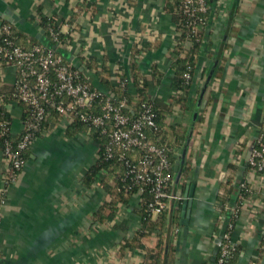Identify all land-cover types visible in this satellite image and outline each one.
<instances>
[{
    "label": "crops",
    "instance_id": "1",
    "mask_svg": "<svg viewBox=\"0 0 264 264\" xmlns=\"http://www.w3.org/2000/svg\"><path fill=\"white\" fill-rule=\"evenodd\" d=\"M81 3L89 6L78 12ZM207 3L204 41L186 94L188 108H175L166 120L169 126H181L184 135L172 156L176 191L185 198L192 194L188 223H181L184 204L178 214L174 263L214 264L219 238L232 224L239 245L232 264H264V181L249 174L247 162L254 141L264 133V0ZM40 15L54 19L65 35L58 54L82 68L97 89L108 88L105 81L118 89L115 69L130 70L133 51L149 45L137 57V69L153 82L148 89L152 99L172 100L173 53L180 32L178 14L167 11L166 0H0V17L16 33L52 44ZM1 69L0 93L11 94L14 70L5 64ZM131 80L129 91L136 96ZM4 109L11 135L19 137L23 106L9 100ZM90 133L70 136L52 126L28 150L21 176L9 186L0 148V195L5 191L0 264L142 263L141 249L120 251L124 239L141 226L138 197L119 208L113 220L93 224V215L110 197L103 186L83 183L98 148ZM224 203L258 209L251 213L245 207L233 216ZM155 243L156 236L143 241L148 248Z\"/></svg>",
    "mask_w": 264,
    "mask_h": 264
},
{
    "label": "built area",
    "instance_id": "2",
    "mask_svg": "<svg viewBox=\"0 0 264 264\" xmlns=\"http://www.w3.org/2000/svg\"><path fill=\"white\" fill-rule=\"evenodd\" d=\"M178 1L186 18L185 28L190 41L197 35L198 27L206 25L208 3L207 0ZM12 28L0 19V69L4 64L13 68L15 83L11 93L12 101L26 104L28 111L23 118V128L16 147L6 140L2 148L7 172L12 171L6 176L7 185L14 184L21 176L26 163L22 155L35 145L39 139L38 133H45L42 123L46 118L47 106L52 105L60 117L59 123L54 127L66 130L73 118H78L88 127V132L98 131L102 138L107 139L105 157L117 158L126 165L124 180L130 179L131 183L141 185L140 192L145 188L150 189L153 201L148 205V212L152 216L163 213L170 215L184 204L186 198L177 193L175 188L170 150L152 141L151 134L157 137L161 132L152 106L142 103L137 110L129 105L124 95L117 96L108 88L101 90L93 87L87 76H82L83 72L66 63L58 54L66 40L60 38L61 32L53 26L49 25L47 31L55 45H35L30 49L18 43ZM114 74L122 90L132 82L130 70H125L123 66L117 67ZM185 77L187 80L191 78L189 74ZM10 127L11 122L0 121V132L3 135L11 134ZM99 149L98 145L96 154ZM247 162L249 174L263 183L264 133L254 141ZM4 192L0 196H5ZM2 204H5V199ZM222 206L233 216H237L245 207L251 213L258 209L256 205L230 207L228 203H224ZM174 232L178 235L179 228ZM233 235L231 224L219 238L215 264H228L238 254L239 245Z\"/></svg>",
    "mask_w": 264,
    "mask_h": 264
},
{
    "label": "trees",
    "instance_id": "3",
    "mask_svg": "<svg viewBox=\"0 0 264 264\" xmlns=\"http://www.w3.org/2000/svg\"><path fill=\"white\" fill-rule=\"evenodd\" d=\"M89 4L81 3L78 5V12L85 10ZM166 9L169 12L178 14V30L180 32V38L177 42L175 52L173 53V66L176 71V76L174 79V91L175 95L172 97L170 103L163 102L160 99H152L148 95V89L153 86V82H149L143 74L139 73L137 69L138 62L137 57L141 54L142 51L148 49L149 45L146 46L143 44L141 49H136L133 51L132 60L130 63V73L131 77L135 81L137 87V95L134 96L130 94L129 85L126 89L122 90L120 88L115 89L108 81H105L108 85V89H111L117 96H125L131 107H135L137 110L141 108L142 103H148L152 106V109L155 113V120L158 126L161 129V132L158 134L157 138L160 140L152 139L153 142L157 145H162L167 147L169 151V156L173 163V154L175 149L178 147L179 143L183 141L184 135L183 131L177 124V126H169L166 122L167 118L173 113L175 108L180 107L181 109H187V98L186 94L191 86L193 71L198 58L200 48L202 47V42L204 41L205 27L199 26L197 35L194 39L189 41V35L187 33L186 18L182 14L178 0H166ZM39 11L42 13V6L39 7ZM40 25L47 28L49 25L53 26L58 30V25L54 19H51L46 16H41ZM13 34L16 36L18 43L27 48L29 46L33 47L35 45H44L38 43L37 40L28 39L22 34H18L14 31ZM234 29V28H233ZM234 31V30H233ZM60 38L65 41V35H60ZM28 42V44H27ZM53 45H55L52 42ZM33 45V46H32ZM27 46V47H26ZM146 48V49H145ZM135 59H134V58ZM4 64V62H1ZM156 71V68H155ZM154 71L153 78L155 82H158L159 74ZM186 74L191 76L190 80H187L185 77ZM82 76H85L83 72ZM111 87V88H109ZM9 100H12V94H1L0 93V121L10 122V115L4 109V104ZM136 103V104H133ZM24 108V117L27 116L28 106L24 103H21ZM60 117L56 112L54 106H47L46 109V118L42 123V130L46 131L52 126H55L59 123ZM68 135L74 136L78 131L88 132V127L80 122L78 118H73V121L66 128ZM39 137V133L37 134ZM67 135V134H66ZM90 135H94L96 138L97 144L99 145V152L96 154V159L85 173L83 178V183L87 187L93 186H103L107 191L110 197V201L106 202L102 207L93 215V224L101 225L107 223L114 219L115 215L118 213L119 208L129 205L130 199L132 197H138L141 202V210L139 214L140 218V228L134 232V235L131 238H125L123 243L120 246V251L129 250L133 252L135 249H141L144 251V256L141 264H175V246L174 240L176 233L174 230L180 227V221L178 214L180 212L182 204L176 209L172 214L168 215L166 213L159 214L154 217L148 212V205L153 201V196L151 195L150 189H144L143 192L139 191L141 185L131 183V180H124L126 177V165L119 161L117 158L107 159L105 157V144L107 139L102 138L98 131H92ZM10 141L14 147L20 140L19 137H14L11 134L3 135L0 132V148L2 150L5 141ZM167 140V143L164 142ZM23 159L27 160L29 157L28 150H26L23 155ZM132 159L133 156H130ZM131 160V159H130ZM134 161V160H131ZM12 171L7 172V174ZM174 172V168H173ZM229 184V181H226ZM245 197V196H244ZM247 197V196H246ZM4 196H0V206ZM221 200H227V197L221 196ZM156 236V243L153 248H148L143 244V241L149 240L152 236ZM237 255V254H236ZM235 258V257H234ZM233 258V259H234ZM232 259V260H233ZM232 260L228 264H232ZM215 264V262H214Z\"/></svg>",
    "mask_w": 264,
    "mask_h": 264
},
{
    "label": "water",
    "instance_id": "4",
    "mask_svg": "<svg viewBox=\"0 0 264 264\" xmlns=\"http://www.w3.org/2000/svg\"><path fill=\"white\" fill-rule=\"evenodd\" d=\"M37 37L39 38L40 37V34ZM48 46L50 47L51 44H48ZM75 68H77L80 72H83V69L82 68L81 69L78 68V67H75ZM192 191H193V189H192ZM191 198H192V194L189 195V198L187 197L185 199V201H184V206H183L184 213L182 214V216L184 217V219L181 221L182 224H187L188 223V216H189V213H190V207L192 205V199ZM185 217H186V219H185Z\"/></svg>",
    "mask_w": 264,
    "mask_h": 264
}]
</instances>
